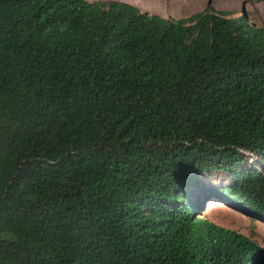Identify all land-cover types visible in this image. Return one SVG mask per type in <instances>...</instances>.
Segmentation results:
<instances>
[{
	"label": "trees",
	"instance_id": "obj_1",
	"mask_svg": "<svg viewBox=\"0 0 264 264\" xmlns=\"http://www.w3.org/2000/svg\"><path fill=\"white\" fill-rule=\"evenodd\" d=\"M212 198L264 223V25L0 0V264H263Z\"/></svg>",
	"mask_w": 264,
	"mask_h": 264
},
{
	"label": "rangeland",
	"instance_id": "obj_2",
	"mask_svg": "<svg viewBox=\"0 0 264 264\" xmlns=\"http://www.w3.org/2000/svg\"><path fill=\"white\" fill-rule=\"evenodd\" d=\"M139 2L138 0H130ZM149 10L159 11L167 15L183 17L202 10L206 3L210 2L217 10L227 11L231 16L244 13L250 22L256 25H264V0H143ZM249 162L254 163L251 155ZM226 178L224 173H214L206 176L207 182H217ZM204 215L210 220L240 230L244 233L255 232V240L261 248H264V223L259 219L253 220L230 206L212 198L206 201ZM264 260V251L261 252ZM264 264V263H263Z\"/></svg>",
	"mask_w": 264,
	"mask_h": 264
},
{
	"label": "crops",
	"instance_id": "obj_3",
	"mask_svg": "<svg viewBox=\"0 0 264 264\" xmlns=\"http://www.w3.org/2000/svg\"><path fill=\"white\" fill-rule=\"evenodd\" d=\"M119 1H124V2H127V3H131L133 5H136L138 6L139 8H141L142 10H146L148 12H151V13H156L158 15H161L163 17H175V18H178L177 16H174V15H170V14H167V15H164L162 13H160L159 11H154V10H149V8H147L145 5H144V1L143 0H138L139 2L135 3V2H132L130 0H119ZM201 11V10H200ZM189 15V14H188ZM187 16V15H186Z\"/></svg>",
	"mask_w": 264,
	"mask_h": 264
}]
</instances>
